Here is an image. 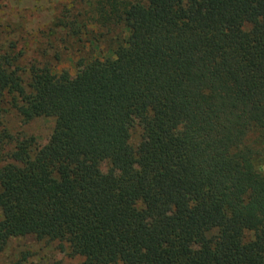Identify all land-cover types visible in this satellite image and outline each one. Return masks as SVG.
Here are the masks:
<instances>
[{
  "label": "trees",
  "instance_id": "16d2710c",
  "mask_svg": "<svg viewBox=\"0 0 264 264\" xmlns=\"http://www.w3.org/2000/svg\"><path fill=\"white\" fill-rule=\"evenodd\" d=\"M86 5L56 25L122 33L74 75L57 50L0 51V252L31 235L81 264H264V0ZM9 111L52 117L47 141L10 134Z\"/></svg>",
  "mask_w": 264,
  "mask_h": 264
},
{
  "label": "rangeland",
  "instance_id": "374dc122",
  "mask_svg": "<svg viewBox=\"0 0 264 264\" xmlns=\"http://www.w3.org/2000/svg\"><path fill=\"white\" fill-rule=\"evenodd\" d=\"M86 4L87 0H0V51L11 46L15 52L21 51L20 62L27 66L32 61H51L57 50V70L74 75L80 57L105 56L109 38L115 39L122 33V28L110 31L106 27L99 29L88 24V29L95 28V35L107 32V37L105 34L100 36L97 47L79 41V36L68 35L67 29L56 25L55 20L60 13L65 15L68 9L71 14L82 16ZM3 124L12 135L33 136L34 144L40 146L47 141L54 119L40 116L24 123L14 111H9L3 117ZM130 133L131 143L137 146L142 138L135 119L131 122ZM260 165L264 169V151ZM107 167L106 162L101 163L103 170ZM81 261L82 258L72 253L66 244L57 240H36L31 235L10 238L0 252V264H81Z\"/></svg>",
  "mask_w": 264,
  "mask_h": 264
}]
</instances>
